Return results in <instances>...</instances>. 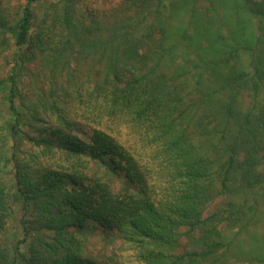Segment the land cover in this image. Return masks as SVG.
<instances>
[{
	"label": "trees",
	"instance_id": "trees-1",
	"mask_svg": "<svg viewBox=\"0 0 264 264\" xmlns=\"http://www.w3.org/2000/svg\"><path fill=\"white\" fill-rule=\"evenodd\" d=\"M93 1L0 5V264H264V0Z\"/></svg>",
	"mask_w": 264,
	"mask_h": 264
},
{
	"label": "rangeland",
	"instance_id": "rangeland-1",
	"mask_svg": "<svg viewBox=\"0 0 264 264\" xmlns=\"http://www.w3.org/2000/svg\"><path fill=\"white\" fill-rule=\"evenodd\" d=\"M18 0H0V5H3L2 8L4 10V16L7 17H16L21 12V0L17 2ZM87 1V0H86ZM90 2H93V0H88ZM100 1V2H99ZM97 4L100 7L105 8L106 5H111L113 2H117L120 0H112L110 2L109 0H99ZM258 1V0H253ZM37 10V9H36ZM38 11V10H37ZM3 18L5 19V17ZM217 21H219L217 19ZM0 37H5L7 41L8 47H12V37L11 34L9 35L8 32H0ZM10 56L9 52L8 54L5 53L2 56H0V80L4 79L5 76L8 74L9 66H7V62L5 61V58ZM100 64L96 63L92 59H87L79 64L78 67H76V72L72 70V73H74L78 77L87 78V80H90L92 77L97 76L98 69L100 68ZM66 70L62 71V74L59 78H57L58 82H62L66 79ZM1 88H0V96H1ZM1 98V97H0ZM0 110L4 111V108L0 101ZM81 140L86 141V138L82 135L79 136ZM110 181L112 182L113 186L116 187L115 191H123L128 190L131 191L132 188L125 187V184L122 183V180H118L116 178H111ZM3 183L7 186H9V175L6 176L5 179H3ZM12 189L11 186L8 187V194L11 193ZM225 206V199L223 197H217L213 199L206 207L204 217L209 216L217 211H220ZM14 207V206H13ZM15 227L14 223L11 226V228ZM9 235L14 238V235L16 232H13L8 229L7 231ZM79 232L83 235L84 240L90 242L89 245V251L93 255V258L95 260V264H136L134 261V256L130 253L129 250H125L124 246L127 247L128 245H123L124 242L117 237L114 236L112 238H109L107 236H104L102 232L98 229V227L88 226L85 228H82L79 230ZM186 243L183 239L180 240L179 246L176 248V253H182L185 249ZM232 262H235L234 259ZM236 264H239L238 262H235ZM248 264V263H243Z\"/></svg>",
	"mask_w": 264,
	"mask_h": 264
}]
</instances>
